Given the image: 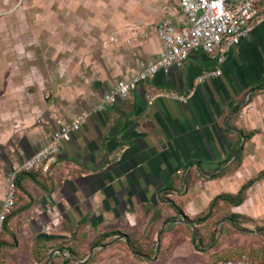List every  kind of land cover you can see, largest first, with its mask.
<instances>
[{"label": "crops", "instance_id": "obj_1", "mask_svg": "<svg viewBox=\"0 0 264 264\" xmlns=\"http://www.w3.org/2000/svg\"><path fill=\"white\" fill-rule=\"evenodd\" d=\"M107 1L35 9L32 25L22 22L21 7L5 16L0 210L12 168L41 150L59 122L89 113L50 172L18 175L23 203L8 218L10 230L21 220L66 236L78 223L94 233L132 227L154 205L210 203L264 172V20L229 50L220 75L196 82L216 65L192 52L97 110L116 80L158 56L155 25L166 15L184 22L177 0Z\"/></svg>", "mask_w": 264, "mask_h": 264}, {"label": "rangeland", "instance_id": "obj_2", "mask_svg": "<svg viewBox=\"0 0 264 264\" xmlns=\"http://www.w3.org/2000/svg\"><path fill=\"white\" fill-rule=\"evenodd\" d=\"M77 2L82 5L90 0ZM93 2V6L108 5L107 0ZM51 6H65V0H0V56L5 55L7 12L23 8L22 22L32 25L33 10H41L44 14ZM2 87L0 104L5 98L1 94ZM259 175L260 172L251 174L243 183ZM230 180L233 181L232 178ZM245 191L239 206L218 199L208 215L209 202H179L177 206L181 214L176 213L170 204L162 202L154 205L149 214L138 215L132 227L105 229V233L114 234L103 239L99 237L104 232L82 230L78 223L75 227L71 225L70 236L58 234L57 230L48 227V232L57 238L42 240L37 239L36 233L43 234L44 229L40 231L33 221H18L10 230L11 224L5 220L0 235V244H4L0 247V264H66L64 260L69 261L68 264H214L218 258H230L241 253L264 262V176ZM220 194L232 193L223 191ZM22 203L15 202L12 212ZM230 216H233L235 226L228 221ZM63 226L66 228V223ZM193 233L196 238L192 242ZM127 240L135 252L130 250ZM99 242L101 246L96 245Z\"/></svg>", "mask_w": 264, "mask_h": 264}, {"label": "built area", "instance_id": "obj_3", "mask_svg": "<svg viewBox=\"0 0 264 264\" xmlns=\"http://www.w3.org/2000/svg\"><path fill=\"white\" fill-rule=\"evenodd\" d=\"M183 24H176L169 15L163 17L154 28L162 49L152 60H141L138 69L116 80L101 96L97 110H104L118 101L128 98L130 92L151 79L158 72L166 73L171 67L182 66L192 52L201 51L213 58L216 68L202 72L196 78L201 82L218 76L220 66L230 49L264 20V0H177ZM159 95H165L159 93ZM156 97V95H153ZM175 97V96H173ZM244 112L243 108L241 113ZM88 112L81 111L69 122H59L42 149L14 166L8 173L6 196L0 211V235L3 222L11 214L16 202V180L19 174L39 171L50 172L59 160L63 143L71 141L73 134L83 124ZM214 264H264L242 254L236 258L217 259Z\"/></svg>", "mask_w": 264, "mask_h": 264}, {"label": "trees", "instance_id": "obj_4", "mask_svg": "<svg viewBox=\"0 0 264 264\" xmlns=\"http://www.w3.org/2000/svg\"><path fill=\"white\" fill-rule=\"evenodd\" d=\"M36 171H31V172H26L27 173V175H29L30 176V174H32V173H35ZM261 176H264V172H261L260 173V175L259 176H257L256 178H250V179H248L245 183H243L241 186H240V188L237 190L238 192H236V193H234V194H230V195H227V194H217V195H215L213 198H212V200H211V202H210V205H209V210H208V212H207V214L206 215H208V213L210 212V209H211V206L215 203V201L216 200H218V199H223V200H227V202L229 203V204H231L232 206H238V205H240L241 203H242V201H243V193L244 192H246L245 190H247L248 189V187L249 186H251L257 179H259ZM17 183H19V180H18V177H17ZM170 203V206H172V208L174 209V211L176 212V213H178V214H181L182 212H181V210H180V208L176 205V204H174L173 202H169ZM12 213L13 212H11V214H9V216L5 219L6 221L5 222H7L8 221V218H10V216L12 215ZM205 217V216H204ZM228 221L229 222H231V224L232 225H234L235 226V222H234V220H233V216L231 217L230 216V218L228 219ZM189 223V222H188ZM114 233H112V234H108V233H106L105 235H101L100 237H99V239H103V238H105V237H108V236H111V235H113ZM11 235V237L13 238V240L15 241V236H14V234L13 233H11L10 234ZM36 237H37V239H46V240H52V239H55V238H57V236H55V235H53V234H46V233H43V234H37L36 235ZM195 238H196V236H195V234L193 233V236H192V238H191V241L193 242L194 240H195ZM126 244L129 246V248H130V250L132 251V252H135V248L132 246V244L129 242V240H127L126 241ZM2 245H4V244H0V247L2 246ZM97 246H101V242H99V243H97L96 244ZM71 251V250H70ZM72 253H73V251H71ZM243 253H241L240 255H242ZM240 255H236V256H233V257H230V258H236V257H238V256H240ZM251 257V256H250ZM222 258H226V257H222ZM222 258H218V259H222ZM230 258H226V259H230ZM252 258V257H251ZM254 259V258H253ZM217 260V259H216ZM215 260V261H216ZM64 262L66 263V264H68L69 263V261H67V260H64Z\"/></svg>", "mask_w": 264, "mask_h": 264}]
</instances>
